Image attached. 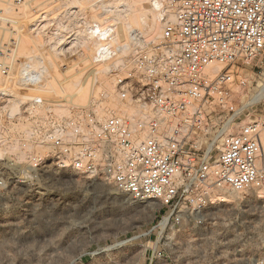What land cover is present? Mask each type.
<instances>
[{
	"label": "built area",
	"instance_id": "2783aa9c",
	"mask_svg": "<svg viewBox=\"0 0 264 264\" xmlns=\"http://www.w3.org/2000/svg\"><path fill=\"white\" fill-rule=\"evenodd\" d=\"M169 11L160 40L113 73L119 103L149 108L147 121L99 122L94 108L61 115L26 99L18 112L32 122L29 141L39 147L27 158L10 149L22 134L0 122V208L76 212L77 192L66 199L69 181L86 178L129 201L159 203V220L136 238L152 243L143 264H264L252 249L264 209V98L251 101L264 85V0H170ZM42 13L34 21L42 24ZM1 53L5 86L17 87L24 64L13 49ZM18 112L0 106V117Z\"/></svg>",
	"mask_w": 264,
	"mask_h": 264
},
{
	"label": "rangeland",
	"instance_id": "374dc122",
	"mask_svg": "<svg viewBox=\"0 0 264 264\" xmlns=\"http://www.w3.org/2000/svg\"><path fill=\"white\" fill-rule=\"evenodd\" d=\"M17 1L0 0V63L7 59L2 56L3 48L13 49L12 58L22 62L23 68L34 58L31 64L37 74L32 84L18 81L17 87H8L13 85L5 86L0 70V96L6 99L0 106L10 116L26 99L37 98L61 115L73 108L96 107L97 118L101 117L102 109L119 102L114 69L126 68L141 47L160 40L167 16L164 10L170 7V0ZM40 13L42 24L34 21ZM63 37H70V42L61 52ZM69 46L73 47L67 51ZM44 67L46 72L40 76ZM12 79L13 75L7 77L10 83ZM4 88L13 89L12 100L2 92ZM254 94L252 91L248 98ZM22 113L14 119L0 117V122L12 128L9 134H22L13 139L10 148L20 158H27L38 148L32 147L31 135L22 131L32 123ZM40 114L45 115V109ZM105 116L101 119L112 115ZM3 133L1 126L0 136ZM70 182L66 199L69 202L77 192L80 206L76 212L50 206L46 212L17 214L0 208V264H143L144 247L152 243L150 238H136L159 220L154 212L159 205L129 201L104 182L86 178ZM151 205L153 210L146 208ZM258 208L257 244L252 249L264 259V209Z\"/></svg>",
	"mask_w": 264,
	"mask_h": 264
},
{
	"label": "bare ground",
	"instance_id": "6f19581e",
	"mask_svg": "<svg viewBox=\"0 0 264 264\" xmlns=\"http://www.w3.org/2000/svg\"><path fill=\"white\" fill-rule=\"evenodd\" d=\"M154 1V0H153ZM155 4V3H154ZM156 6V5H155ZM164 13H167V15H170V11L169 10H167L166 8H165V10H164ZM32 60L31 61H33L34 60V58H31ZM31 61L30 62H28V64L20 71V73H19V77H18V79L19 80H17L16 81V83H18V81H23L25 84H32V81L34 82L35 81V76H34V74H37V72L36 71H34V65L33 64H31ZM37 70V69H36ZM44 71L46 72V69H45V67H44V69H42V72L39 74L40 76H42L43 74H44ZM36 76H38V75H36ZM11 82H13V79L12 80H10ZM104 81H106L107 82V80H104ZM103 85V84H102ZM108 85V83L106 84V86ZM110 88H108V90H109ZM13 89L12 88H8V89H3V93L4 94H6V93H8L7 95V97L10 99V100H12L11 99V97H10V92L12 91ZM36 96H34V98H35ZM39 98H41V97H39ZM261 98H264V86L262 87V90L258 93V94H256L255 96H253L252 97V99H251V101L252 102H256V101H259ZM15 99V101L17 100V98H14ZM14 99H13V101H14ZM37 99V98H36ZM34 100V101H38V100H41V99H38V100ZM12 101V102H13ZM113 102V101H112ZM121 103V102H120ZM119 102H113L111 105H108V106H110V108L108 107V109H102V111H101V117L102 116H105V114L106 115H116V116H119V117H122V118H127L130 122H131V124L133 125V127H136V125H137V122H139V121H147L150 117H151V115H152V113H151V110L149 109V108H147V107H145V106H142V105H135V104H133V103H130V102H128V103H124V104H120ZM103 105V104H102ZM104 106V105H103ZM106 106V105H105ZM142 106V107H141ZM101 107V106H100ZM99 107V108H100ZM102 108V107H101ZM106 108V107H105ZM94 111H95V113H96V120L97 121H99V122H101V121H104V120H102L101 119V117L99 116L98 118H97V116L99 115L98 113H97V108L96 107H94ZM99 112H100V110H99ZM108 113V114H107ZM63 114V113H62ZM98 114V115H97ZM106 117V116H105ZM109 117V116H108ZM100 118V119H99ZM23 128H24V126H23ZM22 131H24L27 135H32V133H33V128H29L28 126L26 127V128H24V130H22ZM151 134H149V133H145L144 135H143V138H147L148 136H150ZM31 143V142H30ZM32 144V143H31ZM19 145V144H18ZM33 146L32 147H35V148H38L39 149V147L38 146H36V145H34V144H32ZM11 149V148H10ZM235 196H237V195H231V196H229V197H227L228 199H234L235 198ZM153 205H159V203L158 202H153L152 203ZM150 205V204H149ZM153 205H151V206H147L146 208H150V209H154V206ZM145 208V209H146ZM124 243V242H123ZM122 245V244H121Z\"/></svg>",
	"mask_w": 264,
	"mask_h": 264
}]
</instances>
